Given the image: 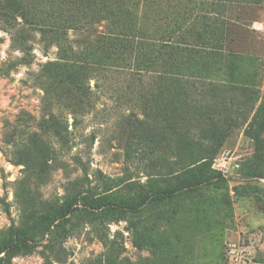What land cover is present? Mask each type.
<instances>
[{"label": "rangeland", "instance_id": "obj_1", "mask_svg": "<svg viewBox=\"0 0 264 264\" xmlns=\"http://www.w3.org/2000/svg\"><path fill=\"white\" fill-rule=\"evenodd\" d=\"M29 1L34 23L0 25V242L33 236L10 264H264V0H131L122 63L111 40L65 55L79 34L46 24L62 0ZM53 61L73 63L85 102ZM194 166L218 179L124 209Z\"/></svg>", "mask_w": 264, "mask_h": 264}, {"label": "trees", "instance_id": "obj_2", "mask_svg": "<svg viewBox=\"0 0 264 264\" xmlns=\"http://www.w3.org/2000/svg\"><path fill=\"white\" fill-rule=\"evenodd\" d=\"M52 5L55 1H51ZM135 1L131 0H62V11L63 15L58 16L54 11H49L48 26L53 28L52 25L59 21L58 33L56 39L59 43L64 41L67 44H72L71 40H67L69 30L74 31L79 34L77 42L79 44V50H74L71 45L68 48L62 47L61 50L64 54L69 57L77 58L82 49H84L85 54L91 51H96L101 48L102 43L105 40H111L110 45L113 48L112 52L115 53V59L118 62H124L129 60L128 51L126 45L131 42V34L128 32L132 29L131 17L133 11V4ZM33 7L29 0H0V25L4 28H16L20 24L19 16L25 23H34L30 21L34 18V13L30 11ZM52 9V6H51ZM105 20L104 30L98 32L97 23H101ZM130 23V26L127 24ZM41 25V30H44L45 25L43 23H37ZM157 34L159 33V28H157ZM167 37L162 44V47L173 48L170 43H173L171 39L175 38V33L173 30L164 31L161 37ZM63 38V39H62ZM135 40V39H134ZM138 67V71L141 73L151 74L155 73L156 63L152 58L147 60H136L135 63ZM68 66H73L70 62H48L46 64V73L58 80L60 83L67 82V79L75 82L82 96L80 102H85L87 98V90L89 86H86L84 80L76 82V77L74 73ZM64 67V70L62 69ZM73 73V74H72ZM72 74V75H71ZM185 88L183 87L182 90ZM79 105V103H78ZM204 165V163H203ZM191 172L180 178V183L174 186V188H166L163 191L157 192L154 195H149L145 197H138L133 204L124 205V209L128 208L131 210H137L149 199L161 200L164 197L170 196L178 191L184 189L193 188L195 186L213 182L218 177L215 174L205 175L197 171V166L191 168ZM75 200L81 201L85 208L96 209L106 205H110L111 201L104 198L91 197L90 193H84L78 197L75 195ZM76 202H68L65 204L61 210V214L56 216L50 221L54 223L56 221H62L68 216L75 208ZM31 235L30 229H24L17 233L14 238H7L0 242V253L5 252L4 257H0V264H10L12 256L18 251L27 248L29 245Z\"/></svg>", "mask_w": 264, "mask_h": 264}, {"label": "built area", "instance_id": "obj_3", "mask_svg": "<svg viewBox=\"0 0 264 264\" xmlns=\"http://www.w3.org/2000/svg\"><path fill=\"white\" fill-rule=\"evenodd\" d=\"M264 24V23H263Z\"/></svg>", "mask_w": 264, "mask_h": 264}]
</instances>
